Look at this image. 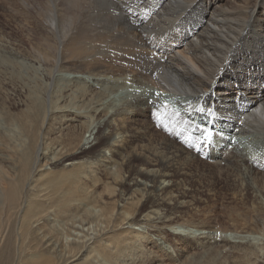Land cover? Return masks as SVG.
Here are the masks:
<instances>
[{"label":"rangeland","instance_id":"obj_1","mask_svg":"<svg viewBox=\"0 0 264 264\" xmlns=\"http://www.w3.org/2000/svg\"><path fill=\"white\" fill-rule=\"evenodd\" d=\"M85 1L89 3L81 8L82 14L78 12L79 7L75 8L73 0H53L54 3L47 4L48 6L51 4L50 7L45 5L47 3L45 0H0V144L2 146L4 144V149L0 146V177H11L13 172L9 165L13 164L19 170L24 168L25 172L19 187V201L10 210L6 206L4 207L8 218V225L4 228H8V233L10 230L15 232L6 237L11 246L6 247V243L4 244L3 258H7L10 253L8 264H17L21 256L29 262L35 259L38 264H254V262H258L257 255H254L259 252L261 255L264 253V223L261 216L264 211V199L261 196H253V189L264 196L263 170L258 169L256 165L251 166L250 163L239 161L236 153L229 155L223 161L207 160L195 150V145L203 137L199 132L191 130L189 125L192 121H197L199 125H202L207 119L214 121V125L220 127L217 119L213 117V115H219L220 112L226 115H237V117L247 115L242 112L243 108L251 102L250 96L254 93L253 95L256 97L262 90L259 83L260 79L264 77V34L261 35V31H252L249 36L243 34V38H236L238 40L236 44H232V40L226 46L228 48L220 45L225 41L219 35L209 37V34H204L195 57L182 50L181 59L189 63V67L183 65L184 63L181 61L174 60L171 73L173 75L189 74L192 67L196 68V74L191 78H179L182 85L185 83L183 85L185 89H191L189 92L194 96L210 95L212 84L218 78V69L228 67L227 72L223 73L224 80L222 82L224 89L228 90L230 98L225 102L222 100L215 103L211 100L203 101L201 104L204 105L203 108L207 110V113H212L211 117L206 113H199L197 110L200 107L195 101L191 109L193 113L189 119L168 120L162 115H157L151 108L147 107V109L141 106L140 103L147 99L149 103L150 98L155 97L160 103L168 105L167 107L180 111L176 100L180 96H184V89L174 92L168 88H161L152 78V76L164 74L163 72L168 70L167 65L170 64L171 59L164 54L153 52V49L137 41L127 39L120 45L121 41L113 42V39L108 37L110 31L117 25L116 22L121 18L120 16L127 14L134 19H142L144 25L151 27L146 28L147 32H151L150 36L153 40L155 38L154 41L159 42L158 45L164 48L177 41L187 28L192 31L203 20L202 12L205 7L203 3L206 0H198L187 13L185 11L181 13L182 10L180 11L176 5L168 7L162 12L160 3L162 1L171 3L173 0H156V3L155 0ZM234 1L227 0L221 3L222 7L230 10V13L218 12L216 16L220 17L219 19L228 18V22L232 23L237 32L241 29L242 23L238 24L233 21L238 18V15H234L232 12ZM124 3H128V6H125ZM148 3L154 4L150 6ZM153 6L154 11H152ZM48 12L49 14H47ZM154 12H158L160 15L155 24L150 19V15ZM77 14L81 17L85 15L84 19L77 22V18H80ZM71 18H74L75 23ZM53 19L55 24L52 23ZM165 20L166 22H164ZM176 23L177 27L173 26ZM87 25L91 27L93 25L92 28L101 33V40L104 42L97 41L96 49L102 50L104 47L106 50H103L109 55V57L105 56L100 60L110 70V73L104 74L112 78L128 77L129 85L134 88L141 85L142 89L149 92L148 95L146 93V96L142 93L137 94L138 96L130 94V102H132L130 111H134V114L127 113L125 116L115 118L110 125L107 124V120L102 121L94 114L87 115L89 118L84 120L88 125L83 129L84 127L82 128L80 124L76 123L62 125L59 115L63 114L57 113V109H51L55 102V91L60 92L61 89H57L50 78H55L60 71V69H58L59 71L55 69L60 53V41L63 39L69 42L72 33L73 37L78 32L86 35L83 32H87V30L85 31ZM101 27L102 29H100ZM142 30L137 28L134 33ZM63 33L65 36L61 37L64 35ZM237 34L235 33L233 39ZM223 37L226 39L227 36ZM83 39L80 38V42L87 43L86 36ZM209 43L217 45V47L208 48L211 46ZM243 44H245V48ZM102 45L104 46L102 47ZM135 46L138 49H135ZM145 47L149 48L148 51L151 52H148ZM143 49L146 50L143 51ZM131 50L134 52L132 53ZM234 50L237 57L230 63L228 58ZM238 50L241 51L239 54ZM114 51L117 52L115 55H113ZM203 51H207L209 55H205ZM109 52H113L111 53L113 58ZM148 55L152 57L150 58ZM199 56H203L210 67L206 68L198 64L195 58ZM44 57L49 59L44 60ZM153 57L155 58L153 59ZM213 61H217V65ZM148 68L150 69L148 70ZM179 69H185V71L182 72ZM213 71L218 72L215 74ZM233 76H238L239 79ZM187 79H198L199 81L197 84H193ZM235 81L236 84H234ZM116 92L111 100L104 101L110 105V115L119 112L117 103L119 104L120 99L117 94V96L115 95ZM234 93L241 95L246 93L245 100L237 104L232 100V97H235ZM65 94L63 93V95ZM122 95L127 98L126 93ZM247 95H249L248 98H246ZM79 99L78 97L76 100ZM229 100L231 101L228 102ZM65 104L68 103L59 104V106L63 107ZM73 105L75 106H70V108L75 109L79 102ZM149 105L151 104L149 103ZM85 109L88 110L86 104L79 107V111H86ZM142 113L143 115H141ZM167 115H169V109ZM212 125L210 122L209 127ZM246 125H249V119ZM181 126L184 127L181 128ZM117 130L129 133L133 150L126 151L122 158H114L118 166H112L109 172L119 176V180L116 182L104 173L107 170L99 168L95 162H97V154L101 150L109 148L108 144L112 134ZM216 132L218 135L223 134L221 128H218ZM259 133L261 134L259 135ZM241 136L242 153L248 156L262 150V144H258L256 142L258 139H254L258 136L263 137L264 131H252ZM53 146H61L70 150L77 149L78 146L88 149L58 166H52L44 161L38 164L37 157ZM172 151L178 155L177 165L180 167L178 169L176 166L177 168L171 172L172 174L165 176L166 183L175 186V189L169 193L173 203L171 205L161 204L160 197L158 202L156 194L158 196H164V194L157 191L151 193L141 190V193L138 191L137 194H133L132 185L138 181L157 186L154 176L148 172L156 169L165 170L166 165L158 166L156 161L164 163L165 157ZM70 163L75 167L67 166ZM77 163L79 164L77 165ZM46 164H48L47 167ZM35 166L42 171L34 172ZM182 168L185 169V174ZM86 173H89L87 175L89 178L80 181L81 176ZM239 175H245V180L242 181L238 177ZM35 180L40 186L49 188L54 195L52 199L56 216L53 218L52 228L59 240L57 241L59 252L57 251L51 258L46 255L44 247L38 241L34 243L35 246H31L32 249L29 251L31 255L26 248L34 241L33 229L29 224L31 215L36 212L40 213L47 208V203L44 200L37 201L35 196L31 197L29 189ZM128 197L134 200L126 206L123 202L124 198ZM25 201L28 204H24ZM16 206L18 207L17 211L14 210ZM21 207L24 209L23 214H19ZM152 209H156L162 218L167 217L177 220L179 223L166 229L152 223L139 222L130 227L121 222L124 215H130L129 211H133L136 219L140 220ZM107 212L113 214V224L120 226L111 233L108 223L98 220ZM3 222L4 218H0L1 225ZM184 224L191 226V230L194 232L196 230L197 234L184 228L182 226ZM180 229L189 232V234L186 236L177 234V232H181ZM205 229L220 231L228 238H219L218 236L217 238L216 234L201 235ZM132 231L140 238L132 239L130 234ZM249 231L252 236L246 234ZM236 234H240V236ZM238 238H242V240ZM235 247L237 248L235 249ZM33 250L34 252H32ZM77 251H82V257L80 256L75 261L67 260L65 255L67 252ZM1 252L0 250V254ZM262 259L260 262L264 264V259ZM36 262L32 261L33 264Z\"/></svg>","mask_w":264,"mask_h":264},{"label":"bare ground","instance_id":"obj_2","mask_svg":"<svg viewBox=\"0 0 264 264\" xmlns=\"http://www.w3.org/2000/svg\"><path fill=\"white\" fill-rule=\"evenodd\" d=\"M45 1H47V3L45 5L53 2V0H45ZM197 1L198 0H173L171 3H166V1H162L161 3L160 2L159 3H160V7H161L160 9L162 10V12L167 10L168 7L170 8V7H174L176 5V6H178V8H180V11L182 10L181 13H184V11H185V13H187V12H190V10H191L190 8L193 5H196ZM225 1H227V0H206L203 3V5H205L203 12H202L203 20L200 23H198L197 26L192 31H190L189 28H187L183 32V34H181L182 36L177 41H174L172 44H170L164 48H161L158 45L159 42L157 43L154 41L155 38L153 40L152 36H150L151 32L148 33L146 30V28H151V27H147L146 25H144V23L142 22V19L137 20V19H134L131 15H127V14L120 16L121 18L116 22L117 25L114 24L115 27L112 29V31H110L111 33H110L108 38L113 39V42L121 41V43H119L120 45L125 43V41H127V39H131V41L132 40L137 41V42L143 44L144 46L150 47L151 49H153V52L155 51L157 54L161 53L162 55L164 54L165 56L170 58L171 59L170 64L169 65L166 64L168 66V70H165L163 72L164 74H162V75L158 74L157 76H152V78L155 80V83L157 85H159L161 88H166V89L168 88V89L173 90L174 92L175 91L178 92V91H181V89H184L183 90L184 96H182V97L180 96L176 100L177 103L179 104L178 108L180 111H175V109H173L171 107H165V104L160 103L155 97H151V98L149 97L151 99V101L149 102L151 105H149L148 99H147V100H143L140 103V104H142L141 106H144L145 108L149 107V109L151 108V110L155 111L157 115H162V116L166 117L168 120H179V119H189L191 117V114L193 113V111H191V109H192L195 101H197V103L201 109L204 107V105L201 104L203 101L206 102L207 100H211L215 103V102L222 100L225 102L226 100H228L230 98V97H228L229 96L228 90L224 89V84L222 82V80H224L223 79L224 74L229 69L228 67L225 69L224 68L218 69L219 74L217 75L218 76L217 79H216L215 74H217L218 71H213L215 73L214 77L216 80H215V83L212 84V90L210 91V95H208V96H206V94L199 95V96L191 95L189 92V91H191V89H185V86H183V85H185V83H183V85H182L181 79H179V78H191L192 76H194V74H196V68L195 67L191 68V73H189V74L173 75L171 73V70L174 67V63H175L174 60H176L177 62L181 61V63H184L183 65H187V67H189V63L182 61V59H181L182 50H184L185 53H187V54L190 53L193 57H195L196 50L201 46L200 40L204 34H209V37H211V35H213V36L219 35V37H221V39H223V41H225V42L221 43L220 45L225 46V48H228L226 46H228L232 40H233L232 44H236L238 42V40L236 38H239V37L243 38V34L244 35L247 34V36H249L252 33V31H261V35L264 34V0H244L243 2H242V0L241 1H237V0L234 1L235 5L233 6L234 8L232 9V12L234 15H238V18L236 20H233V21L237 22L238 24L242 23L241 29H239V31H237V32H236V29L234 28V26L232 25V23L228 22L229 21L228 18L219 19L220 17L216 16V13H218V12H221V13L225 12L226 14L230 13V10L222 7L223 4H221V3H224ZM151 2H154V1H151ZM73 3L75 4V8L79 7L78 12L83 14V10L81 8L85 7V5L89 2L86 3L85 0H73ZM155 3H156V0H155ZM111 4H113V3H111ZM148 4H150V3H148ZM153 4H150V6ZM124 5L128 6V3H124ZM50 6H51V4H50ZM50 6H48V7H50ZM142 7H143V5H142ZM198 7H200V6H198ZM156 8H157V6H156ZM53 11H52V13H53ZM152 11H154V6H153ZM139 12H137V13L135 12V13L138 14ZM170 13H171V11H170ZM181 13H180V15H181ZM47 14H49V12ZM133 14H134V12H133ZM173 14H175V13H173ZM55 16H56V14H55ZM77 16H79V14H77ZM79 17L80 18H77V22L79 20L82 21L84 19L85 15H83L82 17L81 16H79ZM159 17H160V15L158 14V12L157 13L154 12L150 15V19L152 20V22L154 24L157 22ZM174 17L176 18V16H174ZM174 17H173V19H174ZM71 19H73V21H74V18H71ZM163 19H165V18H163ZM49 20H50V18H49ZM171 20H172V18H171ZM87 22H88V20H87ZM164 22H166V20ZM52 23L53 24L56 23L54 19L52 20ZM74 23H75V21H74ZM177 23L175 25H173V24L172 25L177 27L176 26ZM184 23H185V21H184ZM71 24H73V23H71ZM107 24H109V23H107ZM47 26H49V25H47ZM157 26L159 27V25H157ZM92 27H94V26L92 25ZM92 27L90 25H87L85 27V31L87 30V32H83V33H86V35L85 34L83 35L81 32L80 33L78 32L76 34V36L73 37V33H72V34H70V38L71 37L72 38L69 42L62 39V41H60V43H59L60 44L59 45L60 53H59L58 59L56 60L55 69L56 70L60 69V71L58 70L60 75L58 74L57 76H55V78L52 77L50 79H51V81L53 80V84H55V87L57 89H61V90H60V92L55 91V96H54L55 102L53 103L54 105L51 109H54V110L57 109V113L63 114V115H59L62 125L66 124V123H71V124L76 123V124H80L83 128L84 126L88 125V123L85 121L86 120L85 118H89L87 115H91V114H94L97 117H100L102 121L107 120V124L110 125L115 120V118H118L122 115L125 116V114H127V113H133L134 114V111H130L132 108L131 107L132 102H130V100H131V96H133V94H136V95L139 94L140 95V93H142L144 96H146V93L148 95V92H149L147 90L145 91L144 89H142L141 85L136 86V88L129 85L127 82L128 77H126V78H122V77L121 78H112V77H109V76L104 74V73H110V70L108 69V67L105 64L103 65V63H101L100 60L102 57H105V56L109 57V55L104 51V50H106L103 47L104 45H102L104 50L102 49V47H101L102 50L96 49L95 43H97V41L103 43L104 41L101 40V33L96 32V30H94ZM105 27H106V25H105ZM170 27H172V26L170 25ZM98 28H99V26H98ZM111 28H112V26H111ZM137 28L143 29V30L141 32L134 33V31ZM51 29H52V27H51ZM100 29H102V27ZM82 30L84 31V28ZM103 30H106V29H103ZM109 30H111V29H109ZM235 33H238V34L233 39V36H235ZM58 34L60 35L61 33H58ZM63 34L64 35L61 37L65 36V33H63ZM163 35H164V33H163ZM85 36L88 40H86L87 43L84 42L85 44H83L82 42H80L79 39L80 38L83 39ZM223 36H227L226 39ZM61 37L59 36V38H61ZM205 37H207V35H205ZM209 37H207V39H209ZM117 44H118V42H117ZM114 45H116V44L114 43ZM209 45H211V43H209ZM132 47L133 46L131 45V49H132ZM215 47H217V45H211L208 48L214 49ZM243 47L245 48V44H243ZM135 49H138V48H136V46H135ZM146 49L148 51L149 48H146ZM145 50L143 49V51H145ZM140 51H142V50H140ZM140 51H138V52L140 53ZM133 52H134V50L132 51V53ZM148 52H151V51H148ZM240 52L241 51L238 50L237 53L239 54ZM109 53H110L111 58H113V56L111 54L113 52H109ZM116 53L117 52L113 53V55H115ZM124 53H127V52H124ZM203 53H205V55H209V53H207V51H203ZM92 54H94V56H92ZM129 54H131V53H129ZM146 55H144V56H146ZM149 55H152V54L149 53ZM235 57H237V56H236V52L234 50L232 53H230L229 58H228V62L231 63ZM154 58L155 57H153V59ZM157 58H158V56H157ZM43 59L48 60L49 58L44 57ZM195 60L197 61L198 64H201L203 67H206V68L210 67L206 63V60L203 56H199V57L195 58ZM133 61H134V59H133ZM151 61H148V62H151ZM167 63H169V62H167ZM213 63H215V65H217V61H213ZM150 65H151V63H150ZM157 66L159 68V65H157ZM167 66H166V68H167ZM192 66H194V65H192ZM103 69H105V70H103ZM149 69L150 68H148V70ZM22 70H24V69H22ZM24 71H26V70H24ZM179 71L184 72L185 69H183V70L179 69ZM208 72H210V71H208ZM26 73H28V71H26ZM26 73H24V74H26ZM151 73H152V70H151ZM220 74H223V76L222 75L220 76ZM233 77L236 79H239L238 76H233ZM203 79H206V78H203ZM187 80L192 82L193 84H197V82L199 81L198 79H187ZM260 81L263 83H261V82L259 83L260 87H262V90L260 92H258L259 95L254 97V95H253L254 93L251 92L252 95L249 98V100L251 102L249 103L248 106L243 108L242 114H247V115H240L241 117H237V115H226V114H222L221 112L219 113V115H213V117H215L217 119L218 123L220 124V127H217L214 125L215 130L217 131L218 128H221V131L223 132V134L218 135V133L216 132V135L213 137V139L210 142L204 143V146L200 142H197V144L195 145L196 152H199L200 155H203L204 157H206L207 160H219V161H223L227 157H229V155H233L234 153H236V155H238L239 161L244 162V163H250L251 166L256 165L258 167V169H262L264 172V136L263 137L258 136V137H255V139H254V140L258 139L256 142L258 144H262L263 148L261 151H257L255 153H253L252 155L247 156V154L242 153V150L240 148V144H241V140H242L241 139L242 134L251 133L252 131H254V132L264 131V77H262L260 79ZM234 84H236V81ZM150 85H151V83H150ZM199 89H201V88L199 87ZM115 91H117L115 93V95L117 94L119 99H120L119 104L117 103V106L119 105V112H118V114L110 115V112H109V110H110L109 106L110 105H108L107 103H104V101L111 100ZM59 93H61V94H59ZM63 93H66V94L63 95ZM124 93H126L127 98L122 95ZM128 94H129V97H128ZM130 94H131V96H130ZM249 95H247L246 98H248ZM233 96H235V97H232V100L236 101L238 104V103H241L242 100H245L244 97L246 96V93H243L242 95L240 93H234ZM78 97L80 99L76 100ZM88 98H89V100H88ZM75 100H76V103L74 102ZM230 101L231 100H229L228 102H230ZM65 102L68 103L67 104L68 106L66 104H65L66 106L63 105V107L59 106V104H63ZM77 102H79V105H77V107L75 109L73 107L70 108V106H75L73 104H77ZM83 104H86L88 106V110L85 109L86 111L82 112V111H79V107L82 106ZM152 104H155V105H152ZM221 105H219V106H221ZM111 108H112V106H111ZM168 109H169V115H167ZM205 113L208 115L207 112H205ZM128 115L130 116L131 114H128ZM141 115H143V113ZM248 119H249V125H246L248 122ZM190 123L191 124L189 125V128L191 130L195 131L197 126H199V123L197 121L196 122L192 121ZM216 124H217V122H216ZM212 126H210V127H212ZM182 127H184V126H181V128ZM85 128L86 127H84L83 129H85ZM179 130H180V128H179ZM235 131H237V132H235ZM260 134L261 133H259V135ZM130 138H131V136L129 135L128 132H119V130H117V132L112 134L111 140L108 144L109 148L101 150L96 156L97 162H95V164L97 166H99V168H103L104 171L107 170L104 173L116 182L119 180V176L113 175V173L109 172V171H111L112 166H118L117 162L114 160L115 157L122 158V157H124V154L126 151L133 150V146L131 145ZM0 146L2 147V149H4V144H3V146H2V144H0ZM86 149H88V148H85V147L82 148L80 146H78L77 149H73V150L65 149L64 147H61V146H53V147L49 148L48 151L40 154V156L38 155L39 157H37V162L39 164L41 161H44L46 163H49L52 166H56V165L58 166L59 164L64 163L65 161H69V160H72L74 157H77L82 152H84ZM174 152L175 151L170 152L165 157L164 163H160V162L156 161V163H158V166L163 167L166 165L165 170L156 169V170H150V172H148V174H152L154 176V178H155L154 181L157 182V186L148 185L147 183H145L143 181H138L132 185L131 190L133 191V194H137L136 192H138V191H140V193H141L142 192L141 190H143L145 192H151V193L157 191L159 193L164 194V196L163 195L158 196L156 194L158 202H159V197H160L161 204L171 205L173 203L172 197L170 196L169 193L175 189V186L173 184L166 183L167 178L165 176H169L170 174H172L171 172L173 170H175L177 167H178V169L180 168L177 165L178 155ZM21 161H22V159H21ZM17 163H19V162H17ZM72 163L68 164L67 166H72L73 165ZM25 164L27 165L26 162H25ZM43 164H45V163H43ZM78 164L79 163H77V165ZM24 165H22V166L24 167ZM47 165L48 164H46V167H47ZM108 165H109V167H108ZM9 166L13 172L12 176L8 177V178L0 177V218H4V222L2 223V225L0 224V250L2 251L0 254V264H8V262L10 260V253H9V256L7 258H3L4 250H2V249H3V246L5 243H6V247L11 246L10 244H8V240H6V237L9 234H13L15 232L13 230H10V232L8 233V228H4L8 225V218H7V214L4 210V207L6 206L7 209L10 210V209H12L13 205L19 201V199H20L19 198V187H20L21 182L23 181L22 178L24 177V174H25L24 168L23 169L21 168L22 170H19L18 167L14 164L9 165ZM36 166L34 167V172L37 171V173H38L39 171H42L41 169L38 170ZM73 166L75 167V165H73ZM182 171H184V174L186 173L184 168H182ZM88 174L87 173H86V175L83 174L81 176L80 181L81 180H87L89 178V176H87ZM78 177H80V176H78ZM238 177L241 178L242 181L245 180V175H243V176L239 175ZM29 190L31 192L30 193L31 197L35 196L34 198H36L37 201L38 200L39 201L44 200L47 203L46 204L47 208L40 213L36 212V213L31 215V217L29 219V224H30V227L33 229L34 241L32 242V244L30 246H28L26 248L28 250V253L30 254L29 251L32 249L31 246L32 247L35 246L34 243H36L38 241L44 247V252L46 253V255L51 258L58 251L57 241H59V240H57V236L55 235L53 228H52V222H54L53 218L56 216V214H55L56 209H55V205H54V202L52 199L54 195L49 188L40 186V184H38L36 180L33 181ZM258 193L253 189V196L254 195L258 196V197L261 196L264 199V196H262L261 193H259V195H258ZM259 199H261V198H259ZM133 200L134 199L131 197L124 198L123 203L126 206H128ZM24 204H28L27 201H25ZM125 205H123V207H125ZM14 210L17 211L18 207L17 206L14 207ZM23 210L24 209H22V207H21L19 214L20 213L23 214L24 213ZM129 212H130V215H124L122 217L121 222L129 225L130 227L131 226L133 227L136 223L145 222V223H152L153 225L157 224V225L167 229L169 227H172V225H174V224L177 225L179 223L177 220L168 219L167 217L162 218L156 209H152V211L146 213L144 216H142V218L140 220L136 219L133 211H129ZM105 214L106 215H102L101 217H99L98 220L108 223V228H109L110 233L117 230L120 226L113 224V222H112L113 221L112 220L113 214L108 213V212ZM120 214H122V213L120 212ZM254 214H255V212H254ZM258 214H259V212H258ZM261 216L263 217V223H264V211L261 213ZM259 219H260V217H259ZM82 223H84V222H82ZM182 226H184V228L188 229V231L191 230V228H192L191 226H188L186 224H184ZM193 228H195V227H193ZM211 231H214V232L211 233ZM190 232H194V231L191 230ZM195 232H196V230H195ZM195 232H194V234H197ZM216 232H217V234H216ZM130 234H131L132 239H134V240L140 238V236L138 234H135L133 231ZM177 234L186 236L187 234H189V232L181 230V232H179V233L177 232ZM207 234H210V235L216 234V237L218 236L219 238H225V239L228 238V237L224 236L222 233H220V231H216V230H212V229L203 230L201 235H207ZM246 234L252 236L251 231L246 232ZM236 235L240 236V234H236ZM142 237H141V239H142ZM129 238H130V236H129ZM238 239L242 240V238H238ZM71 247H73V246H71ZM77 248L79 249L80 247H77ZM236 248L237 247H235V249ZM32 252H34V250ZM259 253H261V252H259ZM259 253L254 255V256L257 255L256 259H257V261L259 260L258 261L259 263L254 262V264H256V263L261 264L262 263L260 261L264 257V253L262 255ZM23 255H24V253H23ZM30 255H28V256L30 257ZM65 255L67 256V260L75 261L80 256L82 257V251L67 252ZM33 260H34V262H36L35 259H33ZM33 260H31L29 262V260H25L21 256L19 258V260L17 261V264H33L32 263Z\"/></svg>","mask_w":264,"mask_h":264},{"label":"snow or ice","instance_id":"obj_3","mask_svg":"<svg viewBox=\"0 0 264 264\" xmlns=\"http://www.w3.org/2000/svg\"><path fill=\"white\" fill-rule=\"evenodd\" d=\"M165 107H167V105H165ZM197 111H199L201 114L207 112V110L203 108L198 109ZM208 116L211 117L212 113L208 112ZM210 122L213 124L212 127H209ZM195 131L199 132L200 135L203 137V139L200 141L201 144L210 142L213 139V137L216 135V130L214 128V121H210L206 119L202 125L197 126Z\"/></svg>","mask_w":264,"mask_h":264},{"label":"water","instance_id":"obj_4","mask_svg":"<svg viewBox=\"0 0 264 264\" xmlns=\"http://www.w3.org/2000/svg\"><path fill=\"white\" fill-rule=\"evenodd\" d=\"M216 234H217V232H216Z\"/></svg>","mask_w":264,"mask_h":264}]
</instances>
